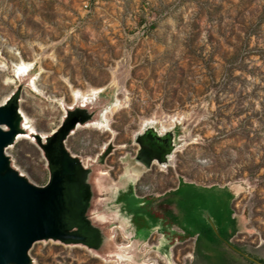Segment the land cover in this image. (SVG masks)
<instances>
[{
  "label": "rangeland",
  "instance_id": "1",
  "mask_svg": "<svg viewBox=\"0 0 264 264\" xmlns=\"http://www.w3.org/2000/svg\"><path fill=\"white\" fill-rule=\"evenodd\" d=\"M84 2L0 0V106L19 93L24 124L49 136L69 109L97 101L101 119L78 126L66 147L86 166L111 147L99 179L104 189H125L124 220L114 228L117 243L129 246L120 254L133 251L131 217L162 195L155 210L178 230L150 238L134 260L38 242L32 264H234L242 252L264 261V0H94L88 11ZM21 64L30 71L19 72ZM148 127L173 130L174 151L166 165L127 182L124 159L136 156ZM7 152L30 181L48 183L32 139ZM188 183L232 193L237 247L225 246L231 235L215 227L209 199ZM103 191L96 216L107 211ZM223 221L230 230L228 207Z\"/></svg>",
  "mask_w": 264,
  "mask_h": 264
},
{
  "label": "water",
  "instance_id": "2",
  "mask_svg": "<svg viewBox=\"0 0 264 264\" xmlns=\"http://www.w3.org/2000/svg\"><path fill=\"white\" fill-rule=\"evenodd\" d=\"M77 99L80 102L79 96ZM98 106L97 101L86 106L78 103L68 110L62 126L49 136L24 124L19 93L0 106V264H32L30 251L43 241L84 246L103 257H118L121 248L116 247L114 236L100 227L93 212L98 196H103L99 176L108 169L105 160L111 147L87 166L66 147L68 137L78 126L101 119L106 109ZM176 136L173 130L162 133L148 127L137 139V158L125 163L140 167L137 177L155 163L166 165ZM21 137L32 139L44 153L50 175L45 186L36 185L13 166L7 150Z\"/></svg>",
  "mask_w": 264,
  "mask_h": 264
},
{
  "label": "crops",
  "instance_id": "3",
  "mask_svg": "<svg viewBox=\"0 0 264 264\" xmlns=\"http://www.w3.org/2000/svg\"><path fill=\"white\" fill-rule=\"evenodd\" d=\"M146 173H144L142 176H144ZM142 176L137 177V175H135V176H131L130 175V176L126 177L125 179L127 180V182H133V181H137L138 178H141ZM185 183H187V182H185ZM188 185L191 186V190H194L195 194H202V195L204 194L203 195L204 198L205 199H209L210 204L212 206V209L214 208L213 211H215V213H216V224L214 223L215 227L217 229L220 227L219 229H222V231H224L225 233L231 235V237L228 239L229 245H227L224 242L225 246L229 247V248L230 247H237L234 244V242L232 241L233 237H234L233 236V232H234V225H235V217H234V214H233V211H232V208H231L232 203H233V195H232V193L230 191L224 189V188H219V187H203V186L195 185V184H192V183H188ZM177 189H178V187L175 190H177ZM104 190H105V194L108 196V197L106 196V198H105L104 206H106L108 213L110 211L114 215L110 218V217L107 216V211L104 210V214L106 216L105 215H97L96 217H97L99 223H100V221H103L105 223V225L109 223V225L112 224L115 227V223L119 222L120 220L121 221L124 220L123 215H122L123 211H121L122 207L124 205H121L123 203L120 204L119 200H120V197L124 195V190L125 189H120V188L116 189L115 187H112L111 185L110 186L107 185V186H105ZM175 190H173L170 193L176 192ZM202 190H205V191L202 192ZM213 190H214V192H212ZM120 191H121V193H119ZM167 195H162V197L159 198L160 200L157 199V198L152 200L151 203L149 204V207H148L149 211L148 212L142 213V214L140 213V215L136 214V215H133L131 217V232H130V236H129V238L131 240V243H130L131 245L130 246L133 247V249H132L133 251H132L131 255H128L129 254L128 252L120 254L122 252V250H123V247H128L129 245L117 243L116 232H115L116 228H114V232L111 233V231L110 232L108 231L110 229V227L105 226V225L102 226V225H100L98 223L100 225V227H105L104 229L106 230V232L109 235H113L114 236V241H115L116 247H122L120 253L118 254L119 258H122L121 256L126 255V256H130L134 260L135 255H137V257H139L140 248L145 247L146 244L149 243L150 238L154 237L156 234L158 235L159 233L165 232L166 229H170V230H174V231L178 230L174 226L171 225V223L168 221V219L165 216H161L160 214H157L158 211L155 210V206L157 205L156 202H158V200L159 201L163 200V198L165 196H167ZM102 197H100V198L102 199ZM138 204L141 205V206H145L146 205V203H144V201H140V203L137 202L136 205H138ZM95 207H96V205L94 206V208ZM225 207L226 208L228 207V210L230 211L231 216H232V226H231L230 230L226 229V226H225L224 221H223V213L225 211ZM118 208H120V209L118 210ZM207 217L211 221L214 222V218L213 217H211V216H207ZM141 218L146 219V222H148L147 226H143V227L140 226V224L138 223V220L141 219ZM104 223H102V224H104ZM122 226H123V224H122ZM121 230H122V228H121ZM160 247H166V244L163 243V244H161ZM238 249H240V248H238ZM242 254H244V253L242 252ZM242 254L236 255V257L239 259V261L234 256L231 258L233 260L234 264H235V262L243 263L242 259L243 260L248 259L245 256H243ZM238 256H240V257H238ZM137 257H135V259ZM123 260H127L126 257H125V259L123 258ZM248 260L252 261L251 259H248Z\"/></svg>",
  "mask_w": 264,
  "mask_h": 264
},
{
  "label": "flooded vegetation",
  "instance_id": "4",
  "mask_svg": "<svg viewBox=\"0 0 264 264\" xmlns=\"http://www.w3.org/2000/svg\"><path fill=\"white\" fill-rule=\"evenodd\" d=\"M139 152V151H138ZM137 156H138V153L136 154V156L135 157H127V158H125L124 159V161L125 160H127V159H130V160H134V159H136L137 158ZM156 164V163H155ZM155 164H153L152 166H154ZM152 168V167H151ZM151 170V169H150ZM149 170V171H150ZM140 172V167L137 165V164H133V165H130L129 163H127V167L125 168V171H124V175H123V177L124 178H126V177H128V176H135V175H137L138 173ZM101 201H102V199L100 198V196H98V198H97V200H96V207L94 208V212L95 213H98V210H97V208H98V206L101 204ZM94 213V214H95ZM102 223H104L103 221H100V225H102V226H104L105 225V223L104 224H102ZM111 225V224H110ZM110 225H109V223L108 224H106L105 226H108V227H110ZM251 260L252 261H255L254 259H252L251 258Z\"/></svg>",
  "mask_w": 264,
  "mask_h": 264
},
{
  "label": "trees",
  "instance_id": "5",
  "mask_svg": "<svg viewBox=\"0 0 264 264\" xmlns=\"http://www.w3.org/2000/svg\"><path fill=\"white\" fill-rule=\"evenodd\" d=\"M104 175H100V177L99 178H101V179H104ZM112 228H114V225H110V229L108 230L109 232L111 231V229ZM251 257V256H250ZM131 257H129L128 256V259H130ZM251 258H253L254 260H256V261H252V262H254L255 264H257L256 262H258L259 264H264V261H262V260H260L259 258H257V257H251ZM244 260L242 259V262H243ZM245 261H247V262H249V263H251V261H249L248 259H245ZM235 264H245V263H238V262H235Z\"/></svg>",
  "mask_w": 264,
  "mask_h": 264
},
{
  "label": "bare ground",
  "instance_id": "6",
  "mask_svg": "<svg viewBox=\"0 0 264 264\" xmlns=\"http://www.w3.org/2000/svg\"><path fill=\"white\" fill-rule=\"evenodd\" d=\"M19 69L21 70V71H19V72H21V73H27V72H29V70H30V67L29 66H25V65H23V64H21V66L19 67Z\"/></svg>",
  "mask_w": 264,
  "mask_h": 264
},
{
  "label": "built area",
  "instance_id": "7",
  "mask_svg": "<svg viewBox=\"0 0 264 264\" xmlns=\"http://www.w3.org/2000/svg\"><path fill=\"white\" fill-rule=\"evenodd\" d=\"M94 0H85V2H84V6H83V8H84V10H90V5H91V3L93 2Z\"/></svg>",
  "mask_w": 264,
  "mask_h": 264
}]
</instances>
